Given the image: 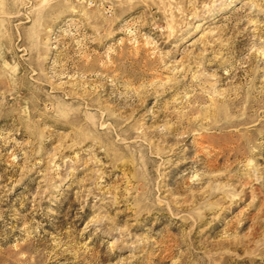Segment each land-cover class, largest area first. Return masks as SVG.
<instances>
[{
    "label": "rangeland",
    "instance_id": "1",
    "mask_svg": "<svg viewBox=\"0 0 264 264\" xmlns=\"http://www.w3.org/2000/svg\"><path fill=\"white\" fill-rule=\"evenodd\" d=\"M0 264H264V0H0Z\"/></svg>",
    "mask_w": 264,
    "mask_h": 264
}]
</instances>
